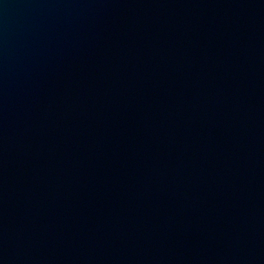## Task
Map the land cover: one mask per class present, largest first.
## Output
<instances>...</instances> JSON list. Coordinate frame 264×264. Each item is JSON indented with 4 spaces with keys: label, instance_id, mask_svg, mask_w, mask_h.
Returning a JSON list of instances; mask_svg holds the SVG:
<instances>
[{
    "label": "water",
    "instance_id": "water-1",
    "mask_svg": "<svg viewBox=\"0 0 264 264\" xmlns=\"http://www.w3.org/2000/svg\"><path fill=\"white\" fill-rule=\"evenodd\" d=\"M0 264H264V0H0Z\"/></svg>",
    "mask_w": 264,
    "mask_h": 264
}]
</instances>
